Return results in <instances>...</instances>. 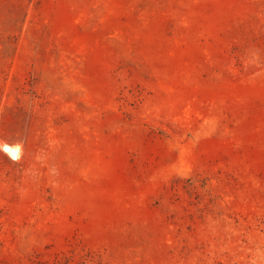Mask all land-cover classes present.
Instances as JSON below:
<instances>
[{
  "label": "rangeland",
  "instance_id": "1",
  "mask_svg": "<svg viewBox=\"0 0 264 264\" xmlns=\"http://www.w3.org/2000/svg\"><path fill=\"white\" fill-rule=\"evenodd\" d=\"M0 264H264V0H0Z\"/></svg>",
  "mask_w": 264,
  "mask_h": 264
},
{
  "label": "clouds",
  "instance_id": "2",
  "mask_svg": "<svg viewBox=\"0 0 264 264\" xmlns=\"http://www.w3.org/2000/svg\"><path fill=\"white\" fill-rule=\"evenodd\" d=\"M0 146H2V142H0ZM2 150L6 155H10V158H12L13 160H18L20 158V155L22 154L23 148L21 144H17L14 149L3 147Z\"/></svg>",
  "mask_w": 264,
  "mask_h": 264
},
{
  "label": "bare ground",
  "instance_id": "3",
  "mask_svg": "<svg viewBox=\"0 0 264 264\" xmlns=\"http://www.w3.org/2000/svg\"><path fill=\"white\" fill-rule=\"evenodd\" d=\"M3 147H7V148H9V149H14L15 148V145L14 146H12V145H9V144H3L2 146H1V148H3ZM4 152V151H3ZM5 153V152H4ZM8 157H10V155H8ZM12 159V158H11Z\"/></svg>",
  "mask_w": 264,
  "mask_h": 264
}]
</instances>
